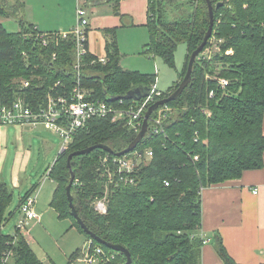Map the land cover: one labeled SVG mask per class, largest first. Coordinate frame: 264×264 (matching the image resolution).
Returning <instances> with one entry per match:
<instances>
[{
  "label": "trees",
  "instance_id": "trees-1",
  "mask_svg": "<svg viewBox=\"0 0 264 264\" xmlns=\"http://www.w3.org/2000/svg\"><path fill=\"white\" fill-rule=\"evenodd\" d=\"M87 1L114 2L115 13L121 15V0ZM183 1L149 0L150 42L142 54L160 57L175 66L177 46L180 42L188 46L180 79L168 90L160 89L162 95L157 100L168 97L178 88L187 73L192 52L203 42L210 25L207 0ZM211 2L215 19L213 35L197 57L190 85L167 104L172 108L166 120L168 136L149 131L136 147L150 148L154 155L133 173V182L110 184L106 188L103 159L117 157L116 153L127 148L138 135L125 122H114L111 117L93 118L77 131L49 170L48 177L56 183L51 206L61 219H70L72 226L84 233L87 240L113 251L116 258L110 264H124L126 255L95 240L73 215L67 193L71 181L67 164L70 153L97 144L113 149L108 152L97 148L73 157V205L91 232L129 250L130 264H201L202 189L240 178L245 170L263 167L264 0ZM218 2L223 4L217 7ZM185 4L190 6V11L185 9ZM14 5L17 10L21 8L19 3ZM14 5L10 0H0V16L16 13L13 16L21 27L18 32H9L0 22V107L15 102L22 78L32 80L25 92L33 105L39 106L56 81L64 82L68 90L72 88L75 44L72 37L62 39L57 45L38 43L35 35L41 30L15 12ZM173 6L172 10H182L180 17L173 18L170 8ZM106 36L107 62H98V58L89 54L83 84L91 91V98L116 107L136 106L137 101L119 97L139 84L151 87L157 74L124 69L116 29L107 30ZM214 38L220 50L206 58L204 51ZM229 50L232 52L228 53ZM213 75L229 80L226 90L211 78ZM211 90L215 93L213 97ZM195 155L199 156L198 160H194ZM37 187L38 184L33 185L23 200ZM105 195L108 211L100 214L93 204ZM13 199V189L1 181L0 264L7 250H12L8 264H47L38 257L20 229L16 228L12 235L3 232L7 218L14 215V212L7 215ZM215 245L223 264H240L228 252L221 236L215 238ZM80 252L77 249L70 255L69 264Z\"/></svg>",
  "mask_w": 264,
  "mask_h": 264
},
{
  "label": "crops",
  "instance_id": "crops-1",
  "mask_svg": "<svg viewBox=\"0 0 264 264\" xmlns=\"http://www.w3.org/2000/svg\"><path fill=\"white\" fill-rule=\"evenodd\" d=\"M41 1L43 7L39 13L33 12V9L29 8L25 15V9H28V6L26 0H21L24 8V18L33 23L39 30L65 31L76 24L78 3L76 4L75 0H58L64 6L61 8L63 13L58 14L60 18L56 20L46 14V4L53 0ZM32 2L34 1L32 0ZM114 5V2L100 1L98 3H88L86 6L90 20L88 27L90 54L96 58L107 59L106 31L116 29L118 45L122 53L121 66L127 70L154 74L153 68L150 69L152 67L150 59L143 58L145 60H140L135 58V61H133V58L129 56L132 52H137L138 50L141 52L150 42V33L147 26L149 0H121L119 3L121 15L115 13ZM138 29L144 30L145 33H140L135 40L136 47L134 51H131L127 46L128 42L126 41L128 40H125V38H127V35L135 33L134 31ZM43 130L48 131L49 129L43 125L34 127L30 125L4 124L0 120V182L5 181L8 183L13 189L14 198L16 195L18 196V205L13 211L15 215L19 212L18 209L26 193L33 185L38 184L34 193L37 191L36 210L41 219L36 222H43L46 213L54 209L51 206V200L56 183L54 182V186V183L52 184L53 180L48 177L52 166L48 169L47 177L45 178L52 180H50L51 187L47 192L44 190L45 182L42 187L40 182L34 181V178L37 177L36 171L23 172L21 163H23V159L27 154L22 148L29 152L31 148H25L26 146L33 147L35 145L36 147H42L46 153H50L53 156V160H56L58 154L62 151V141L60 145L55 144L51 138L45 136L46 133ZM201 192L203 223L199 230V235L203 234L209 239L202 246L201 264H223L215 245L217 236H221L228 252L240 264H263L264 164L260 169L245 170L240 178L204 187ZM41 194H43L42 198L40 197ZM22 232L31 243L29 229ZM85 241L88 242L89 240L85 239ZM74 251L67 256L68 261H70V255ZM41 260L47 264H58L50 256L48 259L41 258Z\"/></svg>",
  "mask_w": 264,
  "mask_h": 264
},
{
  "label": "built area",
  "instance_id": "built-area-1",
  "mask_svg": "<svg viewBox=\"0 0 264 264\" xmlns=\"http://www.w3.org/2000/svg\"><path fill=\"white\" fill-rule=\"evenodd\" d=\"M77 3V21L73 27L66 31H39L35 35L36 41L43 46H49L53 43L57 45L62 39L73 38L75 55L73 62L74 84L72 88L68 90L66 84L58 80L48 91L46 100L40 103L39 106H34L25 92V89L31 86L32 80L22 78L19 79L20 90L15 102L11 106L3 105L0 107V120L2 123L34 127L43 125L60 136L62 151L69 147L77 131L84 128L90 120L96 117H111L114 122L124 121L131 129L139 133L143 127L147 110L157 100V97L162 95L156 80L150 87L149 95L137 101L136 106L116 107L104 100L90 97L91 91L83 84L84 66L87 63L86 58L90 54L88 45L90 20L86 8L88 1L77 0ZM210 46L207 48L208 50ZM227 52L230 53L232 50ZM212 55L211 52L206 50V58H210ZM54 57H56V53H54ZM97 61L106 63L107 59L98 58ZM94 62L92 61V63ZM211 78L216 79L219 86L226 90L229 84L227 78L216 75L211 76ZM214 95V90H211L210 96L213 97ZM171 111L172 108L167 104L157 108L149 118L148 132L167 137L166 120L169 118ZM206 113L209 114V111L206 110ZM153 155V150L147 148L144 150L135 149L112 160L105 157L103 166H105V175H107L108 180L106 188L110 184L119 185L121 182H133V173L141 164L149 161ZM198 159L199 156L195 155L194 160ZM165 184L169 186L170 182L166 180ZM36 203L37 193L27 196L21 202L19 209L21 217L17 229L25 230L30 222L40 221L41 218L36 210ZM93 205L98 213L106 214L108 211L106 195L97 198ZM200 237L204 243L209 241L203 234H200ZM11 257L12 250H7L2 257V264H8ZM115 258L116 254L113 251H107L103 246L88 241L74 261L76 264H110Z\"/></svg>",
  "mask_w": 264,
  "mask_h": 264
},
{
  "label": "rangeland",
  "instance_id": "rangeland-1",
  "mask_svg": "<svg viewBox=\"0 0 264 264\" xmlns=\"http://www.w3.org/2000/svg\"><path fill=\"white\" fill-rule=\"evenodd\" d=\"M26 0V4L28 6V9H25L26 13L28 12L29 8L33 9V12L39 13L43 7L41 0ZM182 2H184L182 0ZM11 4H20L22 5L20 9H16L15 5L12 6L13 10L20 15H23V3L21 0H10ZM75 3L77 4V0H75ZM25 4V5H26ZM64 5L61 4L58 0H53L51 2H48L46 4V14H48L49 17L54 18V20L60 18L58 14L63 13L61 8ZM171 10L174 9L173 7H170ZM185 9L187 11H190L191 8L189 5L185 4ZM45 12V10H44ZM16 14V13H14ZM10 17H1L0 21L4 23L6 28L9 32H18L20 30L19 22L17 21L16 17L13 16ZM182 15V10H172V16L173 18L180 17ZM66 31V30H65ZM135 33H132L131 35H127L125 40H128L126 42L127 46L131 51H134L136 44L135 40L138 38L141 32H144V30H135ZM219 43L214 38L212 45L210 46L209 50L207 52H211L214 54L215 50H220ZM206 50L204 51L206 53ZM143 50L139 52H132L129 56L132 57L133 61H135V58H139L140 60L150 59V64L153 68L154 73L157 74V86L159 89L166 91L168 90L176 81L180 79V73L182 72L183 68L185 67V63L187 60V54H188V46L185 42H180L175 50V66H170L167 64L162 58L157 57L153 58L152 56H146L142 54ZM140 53V54H139ZM44 131V130H43ZM46 133V137H49L52 139V141L60 145L61 144V138L59 135H57L54 132L51 131H44ZM35 143L38 144L37 141ZM25 148H31L29 149V152H26V150L23 149V151L27 154L24 159L23 163V172L28 173L30 171H36L37 177H35V182H40L43 187L44 183V190L47 192V190L51 187V179L47 178V171L54 164L56 160H53V156L50 153H46V151L42 147H36L33 145V147L26 146ZM22 151V152H23ZM60 152V151H59ZM30 157V160H29ZM56 159V157H55ZM33 171V172H34ZM51 180V181H50ZM54 181L52 182V184ZM40 184V185H41ZM55 186V183H54ZM40 188V186H39ZM19 189V188H17ZM16 192V191H15ZM37 193V191H36ZM40 197H43V194L40 195ZM18 205V196L13 199L11 202L7 215L9 216L10 212L15 211L16 207ZM21 217L20 211L17 212L15 215H11L10 218H7L4 226H3V232L5 234H13L17 228L19 219ZM29 229V237L31 239V246L38 255V257L41 259H48L49 256L52 257L58 264H69L68 261V255L74 251L76 248L80 247L79 249L82 250V248L88 243L85 241V235L81 231H79L75 226L71 225L70 219H61L57 212L54 209H51L50 212L46 213L44 216L43 222H36L32 221L27 227ZM26 230V229H25ZM24 231V229H22ZM70 264H76L74 260L71 261Z\"/></svg>",
  "mask_w": 264,
  "mask_h": 264
},
{
  "label": "water",
  "instance_id": "water-1",
  "mask_svg": "<svg viewBox=\"0 0 264 264\" xmlns=\"http://www.w3.org/2000/svg\"><path fill=\"white\" fill-rule=\"evenodd\" d=\"M207 2H208L209 12H210V25H209V28L206 32V35H205L203 42L192 52V54L190 56L186 75L184 76V78L180 82V85L178 86V88L174 92H172L171 95H169L168 97L162 98L160 100H157L155 103H153L149 107V109L146 112V116H145L143 127H142L141 131L138 133V135L136 136L134 141L127 148L116 153L117 156H123L127 153L134 151L136 149V147L139 145V143L144 139V137L148 133L149 118L152 115V113L157 108H159L160 106L166 105L169 102H171L172 100L177 99L178 96L180 94H182V92L185 90V88L190 85L191 80H192V74L194 71V65H195V62L197 60V57L200 53L203 52L204 48L206 47L209 39L211 38V36L213 35V32H214V24H215L214 6H213L211 0H207ZM222 4H223V2H218L217 7H220ZM149 92H150V87L148 85L139 84V85H136L135 87H133L131 90H129L125 96H120L119 98H121V99H132L135 101H140L141 99L147 97L149 95ZM97 148H102V149L107 150L108 152H113V149L111 147H109L108 145L97 144V145L89 146L88 148H85L82 150L74 151V152L70 153L68 156L67 164H68V167L70 168L71 181L67 187V193H68V197H69V201H70V206L72 208L73 215L77 218L78 222L81 224V226L84 228V230L87 233H89L99 243L106 245L110 249L124 253L126 255V258H127V260L124 264H130L132 261V256H131V253L129 252V250H127L124 246H122L120 244H113V243L106 242L105 240L101 239L96 234L91 232L89 230V228L84 224V222L80 219V217H79V215H78V213H77V211L73 205V196H72L71 189H72V186H73V183L75 180V172H74L73 167H72V159L76 155L87 154V153L92 152L93 150H95Z\"/></svg>",
  "mask_w": 264,
  "mask_h": 264
},
{
  "label": "bare ground",
  "instance_id": "bare-ground-1",
  "mask_svg": "<svg viewBox=\"0 0 264 264\" xmlns=\"http://www.w3.org/2000/svg\"><path fill=\"white\" fill-rule=\"evenodd\" d=\"M212 37V36H211ZM68 39V38H67ZM210 40V39H209ZM85 87V86H84ZM137 104V103H136ZM124 122V121H123ZM126 124V123H125ZM116 157V156H115ZM31 195V194H30ZM100 197H103V196H100ZM94 206V205H93ZM95 209V208H94ZM28 229V228H27ZM25 231V230H24ZM202 241H203V239H202ZM1 260H2V258H1Z\"/></svg>",
  "mask_w": 264,
  "mask_h": 264
}]
</instances>
